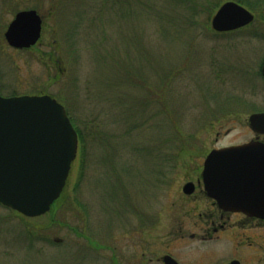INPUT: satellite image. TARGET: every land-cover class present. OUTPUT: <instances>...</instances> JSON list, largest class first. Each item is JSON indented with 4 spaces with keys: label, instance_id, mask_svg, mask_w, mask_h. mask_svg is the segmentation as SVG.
<instances>
[{
    "label": "rangeland",
    "instance_id": "obj_1",
    "mask_svg": "<svg viewBox=\"0 0 264 264\" xmlns=\"http://www.w3.org/2000/svg\"><path fill=\"white\" fill-rule=\"evenodd\" d=\"M228 1L0 0V95L56 98L84 138L47 214L0 204V264H113L206 209L183 186L211 149L254 139L249 117L264 112V0L239 3L249 26L215 31ZM24 9L42 36L15 49L5 32Z\"/></svg>",
    "mask_w": 264,
    "mask_h": 264
},
{
    "label": "water",
    "instance_id": "obj_2",
    "mask_svg": "<svg viewBox=\"0 0 264 264\" xmlns=\"http://www.w3.org/2000/svg\"><path fill=\"white\" fill-rule=\"evenodd\" d=\"M254 19L249 9L228 1L214 15L212 27L229 32ZM42 29L38 12L23 10L8 25L5 39L13 48L27 49L38 43ZM249 123L264 134V112L252 114ZM78 144L65 106L52 96L0 95V204L28 218L47 214L67 185ZM202 177L208 196L221 208L264 217V141L212 150ZM194 191L192 182L183 187L185 194Z\"/></svg>",
    "mask_w": 264,
    "mask_h": 264
},
{
    "label": "flooded vegetation",
    "instance_id": "obj_3",
    "mask_svg": "<svg viewBox=\"0 0 264 264\" xmlns=\"http://www.w3.org/2000/svg\"><path fill=\"white\" fill-rule=\"evenodd\" d=\"M255 135L249 141L220 148L264 141V134ZM204 162L199 175L185 183H194L195 191L184 194L190 197L200 190L205 198L206 209L199 215L179 217L181 220L176 231L167 235L169 238L173 235V241L162 243L161 247H145V240L142 239L140 243L143 246L134 255L123 250L120 261L115 259L117 257L111 258L113 264H264V217L221 208L218 201L208 196L205 190L202 177ZM187 238L191 239L192 248L170 247L171 243ZM152 243L160 245V241Z\"/></svg>",
    "mask_w": 264,
    "mask_h": 264
},
{
    "label": "trees",
    "instance_id": "obj_4",
    "mask_svg": "<svg viewBox=\"0 0 264 264\" xmlns=\"http://www.w3.org/2000/svg\"><path fill=\"white\" fill-rule=\"evenodd\" d=\"M235 1H237L238 3H241V4H246L247 6H250V4L246 0H235ZM213 8H215V7H213ZM256 12H257V18H258V20H263L264 21V12L263 11H260V10H257ZM211 15H210V13L208 14V19H210L212 17ZM71 120H72V118H71ZM72 122L74 124V121L73 120H72ZM76 129H77V132H78V135H79V142H80V145H81L84 142V140H83L84 138H83V135L80 132V130L78 128H76ZM79 153H80V151H79Z\"/></svg>",
    "mask_w": 264,
    "mask_h": 264
}]
</instances>
